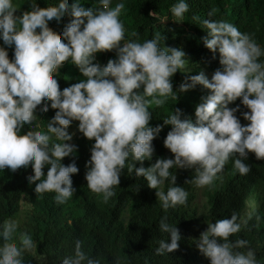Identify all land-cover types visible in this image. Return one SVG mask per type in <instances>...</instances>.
<instances>
[{
    "label": "clouds",
    "instance_id": "9594fccd",
    "mask_svg": "<svg viewBox=\"0 0 264 264\" xmlns=\"http://www.w3.org/2000/svg\"><path fill=\"white\" fill-rule=\"evenodd\" d=\"M97 2L95 8H85L79 0L71 5L59 0L44 8L33 2L30 11L21 13L14 0H0V170L15 173L30 166L34 174L28 183L35 184V192L54 193L56 203H66L76 191L72 176L78 168L74 161L65 166L62 160L77 151L68 129L78 122V131L94 140L90 145L85 140L88 189L107 203L123 170L143 177L165 212L158 228L168 238L155 251L173 253L181 235L168 223L167 212L186 205L188 198L176 176L194 173L186 183L211 189L230 158L241 175L250 171L244 162L249 153L264 160V51L233 24L204 19L200 45L212 58L219 57L221 68L211 80L202 71L180 79L176 73H184L188 62L182 49L161 47L166 38L160 33L143 42L125 39L119 18L125 4ZM188 10L186 0L170 7L176 21ZM66 15L70 22L58 36L49 25H59ZM69 64L77 70L75 81L66 80ZM238 99L248 111L234 104ZM49 107L55 114L46 130L30 127L21 134L38 120L36 112L47 113ZM151 160L155 163L145 168L143 163ZM22 221L0 224V264H24V254L36 248L31 234L20 230ZM246 223L236 212L208 222L195 241L199 252L210 264H258L253 250L238 251L247 245L245 239H229ZM114 256L122 255L115 251ZM61 264L100 260L76 240L74 253Z\"/></svg>",
    "mask_w": 264,
    "mask_h": 264
},
{
    "label": "trees",
    "instance_id": "16d2710c",
    "mask_svg": "<svg viewBox=\"0 0 264 264\" xmlns=\"http://www.w3.org/2000/svg\"><path fill=\"white\" fill-rule=\"evenodd\" d=\"M33 2L44 8L55 6L59 0H14L21 13L30 11ZM62 2L71 5L74 0ZM79 2L85 8L99 6L97 0ZM117 2L125 4L119 17L124 26L125 39L143 42L160 33L170 44L177 45L169 46L165 39L160 42L161 47L184 51L188 62L184 73H176L180 79L202 71L211 80L212 74L221 68L219 57L212 58L210 51L200 45L203 38L200 25L204 19L233 24L240 32L252 35L264 51V0H186L189 10L180 21H176L170 13V7L176 0H112L110 6L114 7ZM150 12L154 15L150 16ZM209 12H213L211 17ZM70 19L66 15L59 25L52 23L49 27L59 36ZM165 19L166 24H162ZM133 32L136 36L131 35ZM9 49L12 58L13 49ZM213 59L215 62L212 65ZM260 59L264 60V56ZM74 68L72 64L65 67L69 72L67 81L76 80L77 70L74 71ZM181 102L190 104L191 101ZM234 104L240 105L242 112L248 111L239 99ZM53 111L49 107L47 113L36 112L38 120L34 121V125L39 124L40 127L26 125L21 134L30 127L31 130H46L47 121L55 114ZM77 125L78 122H73L68 129L73 135L70 143L76 145L77 151L62 160L65 166L74 161L78 168V173L72 176L76 191L66 203H56L54 193L40 195L35 192V184L28 183V177L34 174L30 166L15 173L7 168L0 170V224L6 219H22L20 230L29 232L36 244L32 253L24 254V264H61L65 256L74 253L76 240H80L82 249L90 257L99 259L100 264H210L199 252L195 241L207 230L208 222L230 218L233 212L238 214V218L244 217L247 223L229 239H245L247 245L238 251L251 249L258 264H264V160H257L253 153H249L244 162L249 165L250 171L241 175L234 170L230 158L219 174L222 179L217 180L211 189L186 183L194 173L177 175L176 185L188 192L187 204L169 209L167 216L168 223L178 228L181 240L178 250L160 255L155 250L159 241L166 240L168 234L158 228L165 212L159 206L155 190L147 187L146 180L136 177L134 171L129 174L123 170L119 185L114 187L115 195L104 203L100 195L88 189L85 179L86 163L90 159L85 140L89 145L94 140L85 138ZM70 128H75L76 132ZM152 163L155 161L144 162L143 166L147 168ZM43 171L46 175L47 168ZM168 186L166 181L165 191ZM115 251L122 256H114Z\"/></svg>",
    "mask_w": 264,
    "mask_h": 264
},
{
    "label": "rangeland",
    "instance_id": "374dc122",
    "mask_svg": "<svg viewBox=\"0 0 264 264\" xmlns=\"http://www.w3.org/2000/svg\"><path fill=\"white\" fill-rule=\"evenodd\" d=\"M201 203H203V200L201 199Z\"/></svg>",
    "mask_w": 264,
    "mask_h": 264
}]
</instances>
